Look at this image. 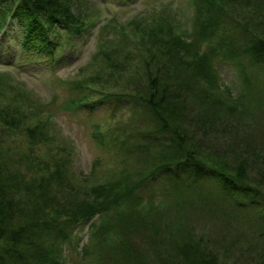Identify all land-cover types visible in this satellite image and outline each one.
<instances>
[{
	"label": "trees",
	"instance_id": "1",
	"mask_svg": "<svg viewBox=\"0 0 264 264\" xmlns=\"http://www.w3.org/2000/svg\"><path fill=\"white\" fill-rule=\"evenodd\" d=\"M76 3L77 0H0V34L4 36L1 46L13 45L12 41L17 46L13 55L5 54L8 59L1 63L15 68L22 65L19 67L22 69L31 65L52 69V65L63 61V49L75 53L76 45L94 26L96 15L82 11L79 3L74 7ZM234 3L237 10H251L264 16V0H190L191 28L184 27L171 9L151 11L148 16L117 24H111L115 20L112 17L100 26L96 49L83 65L89 78L69 79V85L84 84V88L85 84L97 85L104 76L107 80L127 69L129 60L138 59V53H142L139 61L147 76L145 88L115 96L129 95L139 103V112L150 124V128L138 132L141 136L152 135L157 140L155 133L162 136L171 132L173 135L168 133L166 143L161 146L170 147L172 152L136 172L123 168L112 178L94 176L99 160H95L89 175L83 178L77 177L67 164L64 167L58 164L48 174L40 172L35 177L6 172L7 167L4 169V164H0V264H66L65 250L79 247L76 234L85 226L90 229L89 243L81 244L86 254L90 247L107 246L121 249L117 250L122 255L119 263L143 264L144 256L134 251L122 232L132 234L131 218L145 207L146 193L151 196L148 198L151 207L156 202L155 208L159 205L161 200L156 198L157 188L153 187L159 177H166L171 183L161 194L176 213L188 206L194 212L203 211L206 217L219 214L217 217L225 221L242 219L245 225L254 224L253 229L244 225L245 230H251L258 239L264 238V198L259 199L260 190L245 182L242 172L223 170L199 158L191 143L196 135L182 127L186 119H192L187 113L198 112L197 108H202L209 120L220 115L215 111L217 102L227 105L229 112L238 109L241 94L230 93L229 88L225 91L220 86L217 63L222 60H237L248 93L252 94L258 86L259 93H264V21L256 18L255 23H249L242 12L243 22L233 17L231 24V18L225 19L221 11ZM229 23L243 34L242 39L238 38V46L233 37L230 44L213 40L219 31L230 29ZM8 73L0 72V81H8L5 88L9 95L18 86L11 82L13 78ZM1 91L4 93V89L0 88V96L4 97ZM112 95L105 93L102 98ZM8 99L18 103L11 105L18 116L11 123L21 124L23 134L35 142L53 140L55 134L52 136L46 129L47 124L53 125L52 118L39 111L42 107L33 110L17 93ZM76 101L77 107L84 106L88 114L92 113L93 102L87 94ZM4 114L8 116L6 111ZM199 118L197 114L195 120L199 122ZM98 127L93 124L95 137L102 136L96 130ZM121 153L125 161L132 155L128 149ZM239 162L236 167L244 171ZM204 178L213 180L219 189L214 200L211 191L201 189ZM205 195L208 197L204 198ZM123 209L132 213L120 216L114 223L111 213ZM98 218L100 222L96 221ZM154 224L151 223V230L156 235L159 228ZM191 233L186 241L184 237L181 243H170L177 257L175 264H218L211 248L202 246L201 238L193 242ZM109 239L113 244H108Z\"/></svg>",
	"mask_w": 264,
	"mask_h": 264
},
{
	"label": "rangeland",
	"instance_id": "2",
	"mask_svg": "<svg viewBox=\"0 0 264 264\" xmlns=\"http://www.w3.org/2000/svg\"><path fill=\"white\" fill-rule=\"evenodd\" d=\"M78 3L82 11H91L96 15L93 17L94 26L89 27L90 32L87 37L76 45L75 53L63 49V61L58 65H52V69H42V65L25 66L22 69L19 68L22 65L15 68L8 63L0 64V72H9L8 74L13 78L11 82L18 86L16 92L8 95V89L5 88L8 81H0V88L4 89L1 95L5 97L0 96V164H4V169L7 167L6 172H19L22 175L25 173L27 177H35L41 174L40 172L48 174L58 164V167L67 164L77 177L83 178L89 175L95 160H99L100 164L97 165L94 176L112 178L123 168L136 172L151 165L153 161H159V156L172 152L170 147L163 149L161 146L169 135H173L171 132L168 131L162 136L155 133L157 140L152 135L141 136L138 132L150 128V124L139 112V103L129 95L125 98L115 96L119 93H137V90L145 88L147 76L144 65L139 61L142 53H138V59L129 60L127 69L107 80L104 76L97 85L85 84L87 86L85 88L84 84L80 87L70 86L68 80L82 81L83 78H89V73L83 69V65L96 49L97 31L108 19L114 17L115 20L111 24H117L133 17L148 16L151 11L171 9L177 14L184 27H190L192 14L190 0L131 2L77 0L74 7ZM234 5L235 3L228 5L221 11L225 19L231 18L229 20L231 24L233 17L243 22L240 18L242 12L248 17L249 23H255L256 18L264 21L263 15L251 10H237L238 7L233 8L236 7ZM230 23L228 24L230 29L225 32L219 31L213 39L214 42L230 44V39L233 37L234 44L238 46V38L242 39L243 34ZM3 40L4 36L1 34L0 46ZM12 43L13 45L5 44L0 53L15 52L17 46L13 41ZM236 62L237 60H222L217 63V70L222 83L221 88L225 91L229 88L230 93L241 94L239 97H243L239 99L238 109L229 112L227 105L217 102L215 111H219L220 115L214 120H209L207 113L202 108L196 107L199 111L187 113L192 119H186L182 127L188 128L196 135L191 143L195 146L199 158L210 165L224 168L223 170L227 168L233 173L242 172L241 178L249 185L258 188L261 192L259 199H263L264 93H259V86L252 94L247 92L240 76L242 73L239 71L240 64ZM79 72L82 75L79 76L77 74ZM99 89L102 91H98ZM16 93L19 98H24L33 110L38 106L42 107L39 111H44V115L52 118L53 125L46 126L52 136L55 134L51 142L49 140L35 142L28 135L23 134L21 124L11 123L18 117L12 106L18 103L10 102L8 98ZM105 93L113 95L102 98ZM85 94L93 102V111L90 114L86 107H77L76 100ZM197 114H200L199 122L195 120ZM19 118L23 122L22 117ZM94 123L99 126L96 130L101 132L102 136L92 135ZM124 149L132 152L130 159L126 161L125 155L121 153ZM141 152L142 156L139 155ZM240 160L242 162H239ZM238 162L244 165V171L236 167ZM164 178L166 177H159L153 185L157 188L156 198L161 200L159 205L155 208L156 202L151 207V200L148 199L151 196L146 193L143 198L145 207L137 215L139 217L131 218L132 234L124 230L122 232L123 239L131 244L134 251L144 256L143 264H175L177 257H174L170 243L172 241L181 243L184 237L186 241L189 238V231L192 232L193 242L201 238L200 244L211 248L218 264H264V238L258 239L251 230L244 229H253L254 224L245 225L242 219L236 222V218H227L225 221L217 217L219 214L206 217L202 214L203 211L194 212L188 206H184L186 208H182L180 214L176 213L174 208H170L171 205L166 203V199H162L161 190L171 186V183ZM203 180L205 181L200 183L201 189L211 191L214 197L211 200H214L216 196L214 194L219 193V189L213 180L207 178ZM63 184L65 185L64 182ZM165 208L168 210H164ZM130 213L132 211L129 209L116 210L111 213V219L117 223L120 216H128ZM96 221L100 222V219ZM153 222H155L154 226L159 228V233L156 235L151 230ZM89 233L88 226L78 231L76 235L78 241L80 240L79 247L73 251L70 247L66 248L64 254L66 264H121L119 262L122 255L118 252L121 249L92 245L93 247H90L86 254L81 244L89 243ZM108 242L113 244L111 239ZM118 257L119 259H116Z\"/></svg>",
	"mask_w": 264,
	"mask_h": 264
}]
</instances>
